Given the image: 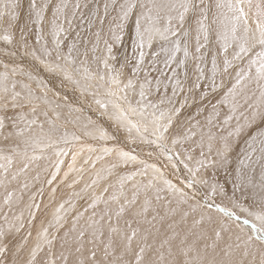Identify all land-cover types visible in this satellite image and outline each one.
Returning <instances> with one entry per match:
<instances>
[{
	"label": "snow or ice",
	"instance_id": "1",
	"mask_svg": "<svg viewBox=\"0 0 264 264\" xmlns=\"http://www.w3.org/2000/svg\"><path fill=\"white\" fill-rule=\"evenodd\" d=\"M133 17V75L146 55L154 68L163 64L156 69L162 76L171 73L164 77L171 81V95L165 93L155 102L149 99L152 82L147 75L138 89L134 79L122 80L127 57L119 69L110 63L117 59L113 46L122 41ZM85 24L89 31L99 25L91 33L93 40H81ZM73 31L75 38L69 40ZM33 33L34 43L28 38ZM0 41L11 46L0 48V56L10 61L0 60V188L2 206L9 209L0 208V264H21L32 235L24 236L13 251L9 237L25 224L23 212L9 214L22 199L10 186L16 182L20 190L27 189L30 166L49 160L47 150L57 158L68 155L59 145L69 143V133L59 134L49 117L51 111L59 120L58 109H67L66 123L79 126L85 137L104 142L73 152L69 172L86 150L96 155L85 164L111 158L101 172L116 174L117 179L104 187L106 198L93 195L84 210L76 212L60 238L59 255L40 260L45 247L51 255L57 238H49V229L63 228L61 212L75 207L71 201L61 203L37 232L23 264H69L73 256L71 264H264V0H0ZM101 44L104 54L96 55ZM209 58L210 69L205 67ZM25 59L32 63L26 65ZM41 70L58 83L50 86ZM189 71L195 78L186 88ZM155 83L158 91L162 80L158 77ZM66 88L79 97L70 99ZM192 106L195 113L180 121L182 111ZM9 108L19 111L9 115ZM38 115L45 120L40 122ZM101 119L110 122L113 132L98 123ZM71 139L81 137L73 132ZM109 141L116 143L109 146ZM123 143L154 146L170 163L178 183ZM237 147L235 167L229 171ZM63 163H54L49 185ZM120 168L134 170L116 172ZM218 169L232 177L231 194L215 179ZM209 170L212 175H206ZM97 176L106 179L100 172ZM32 179L39 180V172ZM165 192L171 199L165 200ZM32 207L28 205L29 225L35 218ZM170 218L167 231L161 232L157 223ZM189 219L190 226L177 230Z\"/></svg>",
	"mask_w": 264,
	"mask_h": 264
},
{
	"label": "rangeland",
	"instance_id": "2",
	"mask_svg": "<svg viewBox=\"0 0 264 264\" xmlns=\"http://www.w3.org/2000/svg\"><path fill=\"white\" fill-rule=\"evenodd\" d=\"M130 21H133V19L130 18ZM23 22L24 21H23V17H22L21 23H23ZM130 23H132V22H130ZM76 30L80 31L79 28H77ZM130 31L134 32L133 26H129L127 32H125V33L127 34ZM86 37L90 39L89 34H88V30L84 29L82 32L81 40H83ZM17 38H18V36H17ZM28 38H29L30 42L34 43L35 34L34 33L31 34ZM74 38H75V32L73 31L69 34L68 39L72 40ZM4 47L10 48L11 46H6L3 44L2 41H0V48H4ZM83 47H84L83 44H81L82 49H83ZM88 48L89 49L91 48V43L88 44ZM102 49L103 48H101V51H98L96 53V55L104 54ZM152 50H155V46L153 47ZM65 51H66V45H65ZM120 51L123 53L124 48L121 47ZM150 51L151 50H148V49L146 50V52H150ZM113 54L116 56L117 59H116V61H110V63H113L114 66L117 69H119L120 64L124 63L125 61L123 60V57L119 58V51H115V53H113ZM150 57L151 56L148 55L147 59H149ZM90 58H91V52H89V59ZM0 60H3L5 63L10 62L8 57L0 56ZM117 60H119L118 63H117ZM24 63L27 65L29 63H32V61L25 59ZM128 63H129V61L127 60V64ZM127 64H126V67L123 69V75L121 78L125 82L127 81L128 78L134 79L135 81H137V89H138L139 83L144 81V78H141V76L144 75L145 70L148 67L144 66V64H143V66H142L143 69H140L138 72L139 74L137 73L134 76L133 72L131 73V72L127 71ZM93 67H95V66L93 65ZM207 68L210 69L209 65H207ZM0 71H3L2 66H0ZM141 73H143V74H141ZM40 75L42 77H44L46 80H48L50 86L58 83L56 78L49 76L47 73L43 72L42 70L40 71ZM33 87H35L34 84H33ZM151 89L153 90V88H151ZM63 91H67L70 99H72V100H75V99H77V97H79V93H73L70 88H66ZM153 93H154V91L152 92V94ZM49 95H51V93ZM182 98H183L182 96L176 97L177 100L182 99ZM149 99H150V97H149ZM177 106H179V105H177ZM41 107H43V106H41ZM193 108L195 109L194 106L186 107L182 111V114L180 116V121L185 120L187 118L188 114H184V113L186 111H192ZM17 111H19V109L13 110V109L9 108L8 114L14 115L15 112H17ZM23 111L27 113L28 108L25 107V109ZM57 111L61 112L59 120L56 119L55 115L51 111L49 112V117L53 121H55V123L59 129V134H63L64 132L69 133V143L59 145L60 148H63L68 152L67 156H61V159H60V157L58 158V159L64 161V163L61 165V168H63L62 170H60L61 173L60 172L58 173L57 179L51 185H49L47 183L48 179L51 178V173L53 171H55L54 170L55 169L54 163L58 160L57 157L53 154L52 150L49 149L46 151V154L50 157L49 160L37 161L30 166V169L27 173L28 182H29V187L27 189L20 190L19 185L16 182H13V184L10 186L12 188L17 189V193L22 197V199L20 200L19 203L15 204L13 206V209L9 214L11 215L12 213H15V214L19 215L21 212H23L24 224H25V227L20 231V233L15 234L13 237H9V239L13 241V251L15 250L14 246L16 244L23 242L24 236H27V234L29 232H31V234H32L31 238H29V240L27 241L26 248L21 253V264H23V261L28 258V251H29L28 249H31V247H33L34 244L36 243L37 231H40L44 226H47L48 221L52 220L53 214L55 213L56 208L59 207V205L61 203H64L65 201H71V203L74 204L75 207L71 208V210H69L66 213L63 211L61 212V215L65 217V219L62 221V223L64 225L63 228H60V229H51L50 228L49 229V238H51L53 235H55L57 238L53 240L52 247H51V255L50 256L48 255L49 249L47 247H45L44 251L39 254L38 258L40 260L55 259V257L59 255V253L61 251V243H62L60 238H62L64 236V233L66 231H68V229L71 227L72 218L75 216L76 212L77 211H83L84 208L87 206V204L91 202V198L93 195H97V196L104 195L106 198L109 193H104L102 191L103 188L110 185V184L115 183V181L117 179L116 174L108 176L107 173L101 172V169L106 167L107 161L111 158H106L105 161H98L94 165L95 166L94 167L92 165L91 161H89V163H87V164L84 163L83 158L85 156H86V158L91 156V157H93L92 159L94 160L95 155H96V154H94V155L90 154L86 150L84 152L80 153V154H82V156H80V154L77 156V159H76V162L74 165V170L69 172V168H67V166L72 162V153L73 152H80V148L82 145L92 144L93 146H98L99 144H102L104 142H97V141H94L88 137H85L83 135L82 129H80L79 126L66 123L67 109H58ZM89 113L90 114L92 113L91 115H92L93 119L97 118L96 115L91 110L88 112V114ZM38 120L40 122H43L45 120V117L42 115H38ZM98 123H100L104 127H106L110 133L113 132V128L110 126V122H107L106 120L101 119L98 121ZM47 127H48V125L45 124V128H47ZM174 130H176V129H173V131ZM73 132H75L77 135H79L81 137V139L78 141L72 140L71 134ZM123 135L124 134L121 133V140H123ZM113 142H115V141H112V142L109 141L108 145L111 146L113 144ZM239 143L242 144L243 141L241 140ZM121 146L125 147L126 150H128L129 148H135L141 159L146 160L150 164L155 163L164 172L165 177L172 179L174 183H178V180L176 178V174H174L173 170L171 169L170 163L166 160V158L164 156L158 154V150H156L154 146L149 147L147 145H142V144H126V143L121 144ZM75 148H76V150L74 151ZM238 151H239V148L237 147L235 149V151L232 153L233 164L231 165V167L232 166L235 167V156H236V153ZM148 152H152L153 155L151 157H149L148 155H146ZM166 165H167V167H165ZM18 166L19 165H17V167ZM127 170H134V169H132V168H130V169L120 168V169H117L116 172H124ZM180 170H181L182 174H186V173H184L183 165L180 166ZM229 171H230V169H229ZM37 172H39V180L32 179L33 177L36 176ZM65 172L69 173L67 177H65V175H62V174H65ZM98 172H100V174L102 176H106V179H100L97 176ZM208 174L209 173L207 172L206 175H208ZM221 175H223L227 178L230 177V175L226 174L225 170H224V174H219L218 177H220ZM23 179H24V177H21V180H23ZM94 179L98 183L93 184L92 181ZM137 179L138 180L139 179H145L146 180L147 178L146 177H143V178L137 177ZM74 181H75V183H74ZM69 185H71V187H69ZM53 189H56V191L53 192ZM3 191L4 190L2 188H0V208H2L3 211H9V209L7 207L2 206ZM228 191H229V194H231L232 190H230L228 188ZM109 192H111V189H109ZM77 194H79V195H77ZM128 194H129V196H131L130 191ZM161 195L165 197V200L171 199L170 195L167 192L161 193ZM237 196L239 197L240 194L237 193ZM142 199H143V195H141V200ZM217 202H220L219 199L217 200ZM244 203L248 204V203H250V201H244ZM30 204L33 205L31 210L33 212H35V218L33 219V222L31 225H29L27 223L28 219L30 218L28 215V213H29L28 205H30ZM36 204H39V206H40L38 209L35 207ZM224 204H225V206H230L227 201H224ZM162 205H163V202L161 203L160 215H163V206ZM171 206L174 207L175 205L173 204ZM69 207H70L69 204H65L66 209ZM99 207L102 208L103 205L101 204V205H99ZM90 214H91V210H89V212L85 213V216H88ZM241 215L243 216L242 213H241ZM149 218L151 219L150 216H149ZM35 219H37V220L35 221ZM174 219L178 220L179 216L175 217ZM171 222H172V219L170 218V219L163 221L162 224H161V222L157 223L156 227H158L161 232H165V231H167V224H169ZM190 225H191V219H189L187 225L179 224L177 226V230H183L185 227L190 226ZM9 259H11V255L9 256ZM69 264H71V259H70Z\"/></svg>",
	"mask_w": 264,
	"mask_h": 264
},
{
	"label": "bare ground",
	"instance_id": "3",
	"mask_svg": "<svg viewBox=\"0 0 264 264\" xmlns=\"http://www.w3.org/2000/svg\"><path fill=\"white\" fill-rule=\"evenodd\" d=\"M103 2V0H97V3H102ZM133 19V21H128V23H127V25H126V27H125V31H124V35H123V39H122V41L120 42V43H118V44H115L114 46H113V53H115V51H119V58H121V57H123V60L125 61V57H127V60L129 61V63L127 64V71L128 72H131L132 73V69H133V67L135 66V63H136V61H135V57H134V55H133V48H132V44H131V36H130V32H128L127 34L125 33V32H127V30H128V27L129 26H133V28H134V17L132 18ZM130 22H132V23H130ZM97 27H99V25L98 24H96L90 31L88 30V28H87V25L85 24L84 25V29H87L88 30V34H89V37H90V40H93V37H92V35H91V33L92 32H94L95 30H96V28ZM104 27H105V29L107 28V23H105V25H104ZM155 46V45H154ZM121 47H123L124 48V52L122 53L121 51H120V48ZM101 48H103V45L101 44ZM147 50V49H146ZM145 50V51H146ZM149 50V49H148ZM152 51V50H151ZM103 55V54H102ZM136 55H138V53L136 54ZM178 55H182V53L181 54H178ZM148 58V55L147 56H145V61H144V66H147L148 68H146V70H145V73H144V75L143 76H141V78H144V80H145V76L147 75V79L148 80H150L151 82H152V84H151V88H153V90L151 89V91L153 92L154 91V93L150 96V99L153 101V102H155V101H157L159 98H160V96L161 95H163V94H165V93H167V95H171V81H165V79H164V77L165 76H169V75H171V73L170 72H165L164 73V75L162 76L156 69L157 68H161V67H163V64L162 63H159V64H157L156 66H155V68L150 64V61H151V57L149 58V59H147ZM161 59H163V57L161 56ZM118 61L119 60H117V63H118ZM122 62V61H121ZM120 63V62H119ZM207 65H209V67H211V64H210V58H209V61L207 62V64L205 65V67L207 68ZM189 67L191 68V67H193V64H192V61H189ZM141 69H143L142 67H141ZM143 72V71H142ZM139 74V73H138ZM141 74H143V73H141ZM207 74H209L210 75V72L209 73H207ZM139 76V75H138ZM160 78L161 80H162V83H161V85H160V87H159V90L157 91V88H156V83H155V81H156V78ZM138 78V77H137ZM194 75H193V73L191 72V71H189V80H188V82L185 84V87L187 88L188 86H190V84H191V81L192 80H194ZM181 79L183 80L184 78H183V76H181ZM217 82H219V77H217ZM227 82V81H226ZM164 83H167L168 84V88L166 89L165 87H164ZM201 83L202 84H204V83H206L205 81H201ZM208 83H210V82H208ZM195 107V106H194ZM195 109L193 108V110L192 111H186L184 114H188L187 116H189L190 114H194L195 113V111H194ZM90 114V113H89ZM92 114V113H91ZM90 114V115H91ZM200 119H203V116H201L200 117ZM175 131V130H174ZM110 142H112V141H110ZM113 143H115V142H113ZM242 145V144H241ZM76 150V148L74 149V151ZM155 153V152H154ZM141 154V153H140ZM94 155V154H93ZM92 155V156H93ZM147 155V154H146ZM197 155H198V152H197ZM80 156H82V154H80ZM93 158V157H92ZM58 159V158H57ZM60 159H61V157H60ZM84 160L85 159H87L86 158V156L83 158ZM107 161V160H106ZM79 163V162H78ZM93 165V164H92ZM76 167V166H75ZM95 167V166H94ZM67 168H68V166H67ZM66 168V169H67ZM78 168V167H77ZM76 168V169H77ZM231 168H234L233 166L231 167ZM231 168H230V171H231ZM63 168H61V170H62ZM53 170V169H52ZM55 170V169H54ZM61 173V172H60ZM209 174L208 175H212V172H211V170H209V172H208ZM219 174H224V170L223 169H218L217 171H216V173H215V179L217 180V181H219L220 183H222V184H225V187L227 188V190H228V188L230 189V190H232V186H231V179H232V177L230 176V177H225V176H223V175H221L220 177H218V175ZM62 175H64V174H62ZM96 183H98V182H96ZM95 183V184H96ZM104 189V188H103ZM92 190V189H91ZM103 191V190H102ZM101 191V192H102ZM240 194V193H239ZM41 196V195H40ZM59 205V204H58ZM52 209V208H51ZM53 211V210H52ZM151 217V216H150ZM150 219V218H149ZM37 219H35V221H36ZM35 223V222H34ZM161 224H162V222H161ZM157 226V225H156ZM143 227H148V225H143ZM32 228V227H31ZM33 229V228H32ZM40 229V228H39ZM38 232V231H37ZM29 250V249H28ZM74 258V256L73 257H71L70 259H73ZM70 262V261H69Z\"/></svg>",
	"mask_w": 264,
	"mask_h": 264
}]
</instances>
